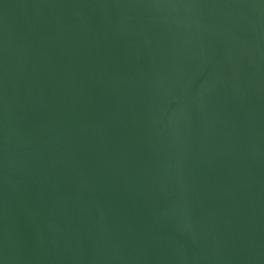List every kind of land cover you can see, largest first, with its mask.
<instances>
[{"label": "water", "instance_id": "water-1", "mask_svg": "<svg viewBox=\"0 0 264 264\" xmlns=\"http://www.w3.org/2000/svg\"><path fill=\"white\" fill-rule=\"evenodd\" d=\"M0 264H264V0H0Z\"/></svg>", "mask_w": 264, "mask_h": 264}]
</instances>
